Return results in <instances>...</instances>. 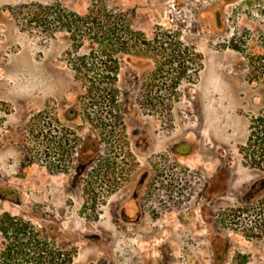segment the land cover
I'll return each instance as SVG.
<instances>
[{"label": "rangeland", "instance_id": "374dc122", "mask_svg": "<svg viewBox=\"0 0 264 264\" xmlns=\"http://www.w3.org/2000/svg\"><path fill=\"white\" fill-rule=\"evenodd\" d=\"M216 1L113 0L134 30H169L203 62L184 73L170 51L161 71L153 58L121 60L112 104L74 65L88 45L76 50L55 14L35 21L43 7L85 15L93 0H0V219L60 233L72 264H264V162L247 147L264 115V0L222 7L217 27ZM86 135L98 156L72 179L68 140Z\"/></svg>", "mask_w": 264, "mask_h": 264}, {"label": "trees", "instance_id": "16d2710c", "mask_svg": "<svg viewBox=\"0 0 264 264\" xmlns=\"http://www.w3.org/2000/svg\"><path fill=\"white\" fill-rule=\"evenodd\" d=\"M113 0H93L88 12L80 15L75 11H55L52 7H43L42 15H36L35 21L46 24L45 18L56 15L55 22L60 29L70 35V40L76 50L88 45L90 54L75 59L79 75L90 79L89 91L98 90L109 96V103H118L115 95V81L118 77L121 60L129 63L138 58L155 59L153 62L160 67L170 51L172 66L186 73L189 60L198 65L197 71L202 69L201 54L192 53L194 59L187 55V49L176 39L174 44L169 42V30H161L150 40L140 32L134 30L133 12L111 7ZM58 13V14H57ZM45 17V18H44ZM51 17V18H52ZM43 19V20H42ZM171 45V46H170ZM170 46V47H169ZM174 47V49H173ZM97 71V72H95ZM93 74V76H91ZM95 80V81H93ZM179 85V81L175 87ZM93 105L102 106L106 96L98 94L91 99ZM105 100V101H104ZM157 99L151 98L150 106ZM127 107L129 104H126ZM248 139V152L253 161L264 162V115L253 118ZM0 233L3 238V251L0 252V264H72L75 250L60 238V233L47 230H37L30 222L23 218L4 214L0 219Z\"/></svg>", "mask_w": 264, "mask_h": 264}, {"label": "flooded vegetation", "instance_id": "af4514ba", "mask_svg": "<svg viewBox=\"0 0 264 264\" xmlns=\"http://www.w3.org/2000/svg\"><path fill=\"white\" fill-rule=\"evenodd\" d=\"M238 0H217L213 6L212 9L215 12L214 13V24L215 26H220L221 24H224V19H223V8L222 7H226V6H231L234 3H236ZM225 26V25H222ZM262 36V40H264V34L261 33ZM236 40V39H234ZM233 42V40H232ZM263 42V41H262ZM245 43V42H244ZM264 43V42H263ZM232 47L233 49H235L238 53H243L242 50L239 48H236L233 43H232ZM141 60H143L142 58H139ZM138 60V59H136ZM129 63V62H127ZM132 64V63H129ZM128 108L127 105H125V109ZM65 119H67L69 124L72 123H76L80 116L78 115V108L73 106L71 108H69L68 110H66V113L64 114ZM68 136L71 135V133L67 134ZM76 140H74L73 142L71 140H68L71 143H74L75 145H77V152H76V167L74 170V175L72 176V179L75 178H81L83 177L84 171L83 169H81L80 171V167L82 166L83 163H86V161H92L94 160L98 155L96 154L97 152V147H98V142L95 138H93L91 135H86L83 136L81 138L79 137H75ZM96 149V151H95ZM119 188V187H117ZM112 192H115L114 190ZM112 192H108V194H111ZM113 194V193H112ZM133 196L130 197V199H128L124 205H122L120 207V211H119V216L120 219H123V213L125 211V208L129 205V203L133 200ZM126 222H129V220H126ZM134 223V222H131Z\"/></svg>", "mask_w": 264, "mask_h": 264}]
</instances>
